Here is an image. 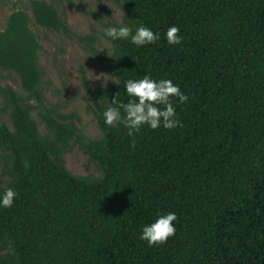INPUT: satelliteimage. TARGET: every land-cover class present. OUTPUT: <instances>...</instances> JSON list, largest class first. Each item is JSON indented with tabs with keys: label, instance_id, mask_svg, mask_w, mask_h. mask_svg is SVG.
Listing matches in <instances>:
<instances>
[{
	"label": "trees",
	"instance_id": "1",
	"mask_svg": "<svg viewBox=\"0 0 264 264\" xmlns=\"http://www.w3.org/2000/svg\"><path fill=\"white\" fill-rule=\"evenodd\" d=\"M123 1L133 34L143 25L160 39L144 46L111 39L110 107L132 99L128 79H169L188 97L170 98L180 126L144 125L129 136L102 114L103 140L90 143L54 115L42 90L34 25L73 34L66 14L48 0L13 10L0 28V72L16 75L28 96L0 85L14 127L0 123L14 173L0 196L18 193L12 207L0 206V232L14 252L0 264H264V0ZM170 26L179 27L181 44L167 42ZM81 76L88 86L84 69ZM35 111L58 139L80 142L102 177L87 181L60 164ZM169 212L175 235L149 246L142 227Z\"/></svg>",
	"mask_w": 264,
	"mask_h": 264
},
{
	"label": "rangeland",
	"instance_id": "2",
	"mask_svg": "<svg viewBox=\"0 0 264 264\" xmlns=\"http://www.w3.org/2000/svg\"><path fill=\"white\" fill-rule=\"evenodd\" d=\"M58 2L66 14L73 34L47 30L34 25L41 49L40 61L45 71L42 84L45 104L59 114L66 123L82 133L90 142L100 143L102 131L98 117L111 106L109 91L116 82L112 61L117 52L111 39L105 35L108 27L126 26V6L123 0H48ZM28 0H0V28H4L9 14L17 8H28ZM117 10V14L114 15ZM111 55H109V54ZM84 69L88 86L83 83ZM100 78V79H99ZM103 78L108 81L105 85ZM0 85H9L27 97L13 73L0 72ZM13 104L0 92V123L14 129ZM58 117V116H57ZM34 121L44 140L61 150L60 158H52L72 174L87 181H96L103 175L98 161L86 152L82 144L73 138L63 142L48 126L38 112ZM14 173L8 165V152L0 147V189L12 182ZM14 256L10 239L0 232V259Z\"/></svg>",
	"mask_w": 264,
	"mask_h": 264
},
{
	"label": "clouds",
	"instance_id": "3",
	"mask_svg": "<svg viewBox=\"0 0 264 264\" xmlns=\"http://www.w3.org/2000/svg\"><path fill=\"white\" fill-rule=\"evenodd\" d=\"M116 14L117 10L114 15ZM104 31L105 35L112 40L130 38L131 42L137 46L152 44L160 39L159 35L143 25L137 27L134 34L132 28L128 26L108 27ZM179 33L178 26H170L166 32L167 42L170 45L181 44L182 37ZM103 79L106 85L108 80ZM124 85L126 94L132 99L128 103H119L118 106L108 107L104 111L103 117L107 126L114 127L122 124L128 129L129 136H134L144 125H148L153 130L161 126L170 130L180 126V121L175 118L176 110L170 98L176 97L180 103H184L188 97L171 80L156 81L150 75H145L139 80L128 79ZM113 104H116L115 99ZM132 143L135 146L134 140ZM17 195L14 189L7 188L0 196V206L12 207ZM176 220L175 213L161 215L153 223L142 227L140 238L149 246L165 244L171 236L175 235L176 229L173 222Z\"/></svg>",
	"mask_w": 264,
	"mask_h": 264
}]
</instances>
